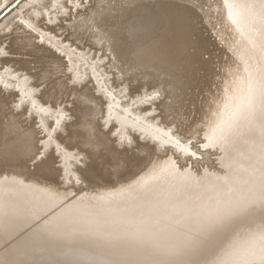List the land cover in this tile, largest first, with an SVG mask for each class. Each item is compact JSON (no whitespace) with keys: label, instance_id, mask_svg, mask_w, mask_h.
Returning <instances> with one entry per match:
<instances>
[{"label":"bare ground","instance_id":"1","mask_svg":"<svg viewBox=\"0 0 264 264\" xmlns=\"http://www.w3.org/2000/svg\"><path fill=\"white\" fill-rule=\"evenodd\" d=\"M221 1L238 67L204 123L217 166L199 171L170 116L138 106L136 73L102 63L124 46L102 50L77 11L55 23L56 0L20 2L30 26L0 38V264H264V0Z\"/></svg>","mask_w":264,"mask_h":264},{"label":"rangeland","instance_id":"2","mask_svg":"<svg viewBox=\"0 0 264 264\" xmlns=\"http://www.w3.org/2000/svg\"><path fill=\"white\" fill-rule=\"evenodd\" d=\"M24 1L27 2L28 0H9V3H7V0H5L2 3V5L4 4L5 6L1 5L0 7V25L2 24V21L7 19V15H9V17L12 16L13 19H8V22L9 20H11V23L9 22V25H4L3 29H1L2 27H0V38L5 34L10 26L16 24L15 21L17 23L21 22V19L23 17L20 16L21 19L18 17L19 15H22L19 14L21 12L20 10H25L24 8L28 10L30 6L32 7V5H28V9L27 7L20 9L19 4L20 2H22L23 4ZM56 2L58 3H55L54 5L58 6L56 7V10L58 9L59 12H54L56 13V18L54 17V19H52L53 21L56 20L54 21L55 23H61V19L68 15V12L72 11L73 13H71L75 14L77 11L75 16L72 15V19H75L76 17L77 20L80 19L81 21H78V24L75 23L76 25L73 26V28L80 26L79 28L81 29H77H79V31L83 33L88 29V33H90L88 36H90L91 39L97 36L99 37L100 35L104 36L99 37L103 38V41H101L97 37L100 42H102L103 48L99 46V44L101 43L98 42L97 38V40L93 39L97 44L99 43L97 47L105 50L104 46H106V40L107 42L109 41L107 43L109 44V47H106L111 49V52H114V49L117 46H121V49L124 46L122 50L125 51L124 53L126 55L122 50H120L122 51L121 53L118 51V53L124 55L122 56L123 58H116V56H120V54L118 53H116L117 55L115 54L114 57H109V55L111 54L106 56L109 53L106 51L104 53V56L102 55L106 58L102 60V63L105 64L106 61H108L107 64H109V62H111L112 60L115 63V61L118 59L119 62L118 60L116 61L118 65L115 63L116 66L113 67H116L117 70H120V68L122 69L120 70L119 74L122 72V74H124L127 79H130V77L134 75V73H136L137 82L140 81L141 83V85L139 86L140 90L147 92L145 95L143 94L142 97H139V99L143 101H140V104L138 103V106L141 105L140 107H142V109H145V107L143 106H147L146 109H148L149 107V109H152L149 113L151 115H160L161 118L163 117L162 120H168L165 118L170 116L169 118H171V120L168 121H170L171 123L174 122L172 126L173 128H171L173 134L175 133V136H178V138L182 139L186 137L184 141H189V143H191L190 145L193 146L191 147V154L189 153L190 155L187 156L186 154L183 155V159L186 158L188 159V161L195 162L197 165L195 164V166L193 167L197 171H199L201 169L200 167L202 166L211 169H213L214 167L216 168V147H212L210 145H207L205 147L200 146L202 144V141L205 142L204 140H202L204 138L203 133L206 128L205 126H207L204 123L208 124L210 120H208L207 118H211V113H213L214 109H216L215 107H217V102L219 103L221 102V99H223L221 98L223 96L222 94L225 93L223 91L225 89V86L228 85V81L231 79L229 77V74H232L231 72L236 70L234 67H236L235 65H237L234 61L236 54L233 56L234 48L230 43V41L232 40V38L230 37L231 30L227 26L225 17L222 14V1L111 0L110 2L107 1V3H105L104 12L99 16L100 18L97 17L96 20L93 19L94 23H92L91 26L85 24L86 22L88 23L86 18V21L82 18L83 15L89 10V7L92 9V6L89 5L88 0H56ZM111 2L113 4L112 6H109ZM22 4H20V7ZM71 7L72 10L70 9ZM78 9L81 10V12L78 11ZM83 9L85 10V12ZM11 11L12 14L10 13ZM14 11H16L15 13H17L18 11L19 15L16 14V17H18V19L13 17V14H15ZM29 11H31V9H29L27 12L25 11L26 13L23 11V13H25L26 15ZM78 12L79 14L81 13V15L84 12L81 18V15H79ZM3 13L5 14L1 17ZM61 14H63V16ZM25 15L24 17L26 18ZM36 16H38L40 19L39 20L37 17L35 18L36 21L42 22L43 20V22H45L44 20L46 19H50L49 21H52L51 18H47L48 16H46V19L41 16L42 20L38 13L36 14ZM58 17L60 18L57 19ZM67 17L69 18V16H66L65 18L67 19ZM82 20L85 22L82 23ZM12 21L14 24L12 23ZM24 21L25 19L23 18V24H27V22ZM82 25L84 26V28H82ZM27 26L29 27L30 25L27 24ZM75 29L69 28V31H76ZM83 29H85V31H83ZM63 31L65 34H67V30H61V32ZM85 33L88 34L87 32ZM95 33L99 35H96ZM106 35H110L111 37L109 36L110 38L108 37V39ZM113 35H116V39L118 36V38H120L121 40L119 39L120 41L117 40L116 42L114 40L115 38H113ZM44 39L46 38L44 37ZM111 40L112 43H110ZM121 41L123 44L121 43ZM118 42L120 44H117ZM110 44H112L113 47ZM110 46L112 48H114L115 46V48L112 49ZM119 47L118 49H120ZM108 48L106 50H108ZM94 50L95 48L92 47L91 52H93ZM86 51L84 52L86 56H88V54L90 56L91 53H87ZM97 54L100 55V53ZM91 56H93V54H91ZM99 62L101 63V60ZM121 62H124L125 64L123 63V65H120ZM239 63L240 60L238 62V65ZM231 64H233L234 66ZM229 67L232 68L230 69ZM112 69L113 68L111 67L110 70ZM110 70L108 73H106V77L111 79L115 75L114 72H116V70L113 69L114 72H111ZM132 81L135 82L136 80ZM96 92H99L100 94L101 91L97 90ZM144 96L145 98H143ZM215 99L216 101H214ZM165 107L168 108L166 109ZM177 116L179 118H177ZM103 119L104 118H102V122L104 123L105 120ZM105 124L107 125V123H104V125ZM104 125L103 128L105 127L106 129V127L108 126ZM181 127H183L185 131L188 129L187 132L183 131ZM174 128L177 130L175 131ZM178 132L179 135L177 134ZM111 135L112 137L116 136L114 132H112ZM182 135H184V138L181 137ZM139 138L142 140V135H140ZM133 144L134 143L131 142V145ZM168 145L170 148H176V145H173L174 147L171 146V144ZM175 153L177 155H180V151L178 152V150ZM148 158V160L146 159L145 161H143L144 165L140 164L138 165V168L140 167L143 170V168L145 169V167H148L149 165H147V163L149 162L148 164H151L152 162L151 156ZM77 164L81 165L82 163L81 161H77ZM197 167L199 168L197 169ZM75 183H77L76 185L79 186L82 184V182L79 181H75Z\"/></svg>","mask_w":264,"mask_h":264}]
</instances>
